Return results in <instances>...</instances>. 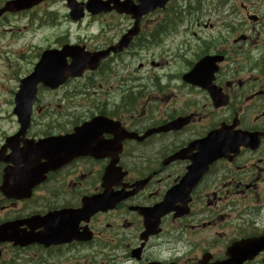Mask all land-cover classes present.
I'll use <instances>...</instances> for the list:
<instances>
[{"label": "flooded vegetation", "instance_id": "flooded-vegetation-1", "mask_svg": "<svg viewBox=\"0 0 264 264\" xmlns=\"http://www.w3.org/2000/svg\"><path fill=\"white\" fill-rule=\"evenodd\" d=\"M47 4L63 36L26 66L102 58L22 119L10 77L0 264H264V0H161L122 50L130 17Z\"/></svg>", "mask_w": 264, "mask_h": 264}, {"label": "rangeland", "instance_id": "rangeland-1", "mask_svg": "<svg viewBox=\"0 0 264 264\" xmlns=\"http://www.w3.org/2000/svg\"><path fill=\"white\" fill-rule=\"evenodd\" d=\"M4 1L0 0V4ZM47 5L61 7L63 3L51 0ZM43 8L40 6L22 16L9 17L0 22V113L3 111L5 88L12 84V80L9 79L16 66L19 65V69L26 72L30 68L18 58V55H22L27 62H31L34 60V53L38 47H46L59 36V32L53 28L42 27Z\"/></svg>", "mask_w": 264, "mask_h": 264}, {"label": "water", "instance_id": "water-1", "mask_svg": "<svg viewBox=\"0 0 264 264\" xmlns=\"http://www.w3.org/2000/svg\"><path fill=\"white\" fill-rule=\"evenodd\" d=\"M44 0H14L5 3V5L0 9V17L5 13H15L24 10H29L32 7L40 4ZM67 6L70 9V17L73 21H77L82 16V6L83 4L76 3L75 0H66ZM140 5L139 8H133L131 0H125L124 2H119L118 0H109L108 2H102L101 0H89L85 4L86 10L91 14H99L102 12H107L105 8L109 5H113V8L117 9L120 13L131 16L132 18H138L142 15L147 14L152 10L151 0H138ZM49 53H44L41 61L35 67L33 73L26 79L21 82V85L24 89L20 91L18 94V100L16 105V113L21 114L27 113L28 108L26 107L30 105V103L34 100V90L33 86L36 85L38 80H41L46 75V61L49 60ZM85 60H75L74 62V75L79 76L81 72L84 70Z\"/></svg>", "mask_w": 264, "mask_h": 264}]
</instances>
